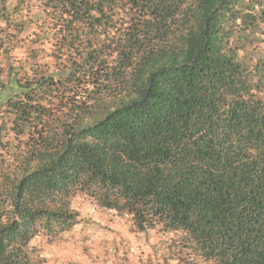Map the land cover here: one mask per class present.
<instances>
[{"label":"trees","instance_id":"16d2710c","mask_svg":"<svg viewBox=\"0 0 264 264\" xmlns=\"http://www.w3.org/2000/svg\"><path fill=\"white\" fill-rule=\"evenodd\" d=\"M79 196L157 264H264V0H0V264Z\"/></svg>","mask_w":264,"mask_h":264},{"label":"rangeland","instance_id":"374dc122","mask_svg":"<svg viewBox=\"0 0 264 264\" xmlns=\"http://www.w3.org/2000/svg\"><path fill=\"white\" fill-rule=\"evenodd\" d=\"M74 207L85 218V224L54 244H48L46 238L33 242V246L40 245L39 250L49 259L47 264L163 263L170 236L156 231L137 234L127 217L103 212L82 196L75 199Z\"/></svg>","mask_w":264,"mask_h":264}]
</instances>
